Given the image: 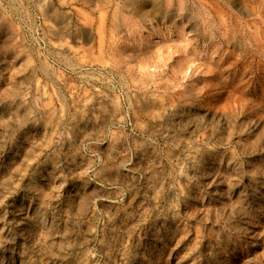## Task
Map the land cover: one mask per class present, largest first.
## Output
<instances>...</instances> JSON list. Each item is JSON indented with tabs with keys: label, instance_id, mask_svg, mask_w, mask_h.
<instances>
[{
	"label": "rangeland",
	"instance_id": "obj_1",
	"mask_svg": "<svg viewBox=\"0 0 264 264\" xmlns=\"http://www.w3.org/2000/svg\"><path fill=\"white\" fill-rule=\"evenodd\" d=\"M0 264H264V0H0Z\"/></svg>",
	"mask_w": 264,
	"mask_h": 264
}]
</instances>
